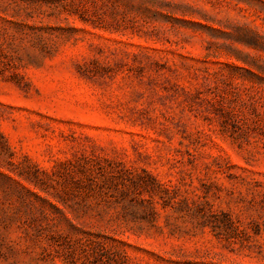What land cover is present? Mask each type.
Here are the masks:
<instances>
[{
	"label": "rangeland",
	"instance_id": "rangeland-1",
	"mask_svg": "<svg viewBox=\"0 0 264 264\" xmlns=\"http://www.w3.org/2000/svg\"><path fill=\"white\" fill-rule=\"evenodd\" d=\"M0 264H264V0H0Z\"/></svg>",
	"mask_w": 264,
	"mask_h": 264
}]
</instances>
